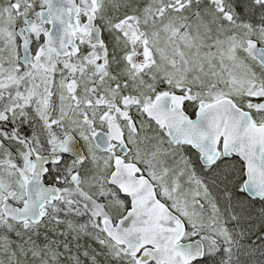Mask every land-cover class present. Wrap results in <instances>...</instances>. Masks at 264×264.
<instances>
[{"label":"snow or ice","instance_id":"snow-or-ice-1","mask_svg":"<svg viewBox=\"0 0 264 264\" xmlns=\"http://www.w3.org/2000/svg\"><path fill=\"white\" fill-rule=\"evenodd\" d=\"M0 264H264V0H0Z\"/></svg>","mask_w":264,"mask_h":264},{"label":"rangeland","instance_id":"rangeland-1","mask_svg":"<svg viewBox=\"0 0 264 264\" xmlns=\"http://www.w3.org/2000/svg\"><path fill=\"white\" fill-rule=\"evenodd\" d=\"M259 256V254L257 253V257Z\"/></svg>","mask_w":264,"mask_h":264}]
</instances>
